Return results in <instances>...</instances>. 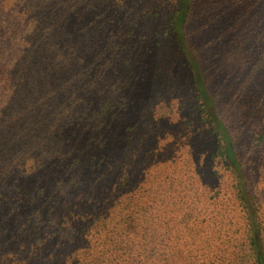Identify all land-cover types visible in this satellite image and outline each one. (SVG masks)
Returning a JSON list of instances; mask_svg holds the SVG:
<instances>
[{"label": "rangeland", "instance_id": "374dc122", "mask_svg": "<svg viewBox=\"0 0 264 264\" xmlns=\"http://www.w3.org/2000/svg\"><path fill=\"white\" fill-rule=\"evenodd\" d=\"M3 3L0 26L12 32L66 30L57 63L72 89L56 111L61 123L42 137L53 144L43 162L2 187L0 264L25 242L61 236L65 245L69 231L55 220L81 216L84 205L111 224L80 264H107L118 245L144 249L145 264H264V0H188L187 10L179 0ZM197 74L232 134L244 192L217 155ZM47 249L32 264H49ZM130 255L117 258L132 264Z\"/></svg>", "mask_w": 264, "mask_h": 264}, {"label": "trees", "instance_id": "16d2710c", "mask_svg": "<svg viewBox=\"0 0 264 264\" xmlns=\"http://www.w3.org/2000/svg\"><path fill=\"white\" fill-rule=\"evenodd\" d=\"M179 1L180 10H187L188 0ZM4 5L7 3L0 6ZM176 15L177 12L174 14V18L178 19L177 25L181 26ZM59 28L58 26H27L18 32H12L10 26H0V192L3 186L8 187L10 176L24 168L29 170L33 166L35 168L38 163L43 162V154L52 148L53 144L49 140H43L42 137L53 126L56 128L55 124L61 123V120H56L60 117L56 111L62 100L65 99L63 103L65 107L70 103L69 92L72 88L67 85L69 70H66L62 63H57L68 39L64 35L66 30ZM178 39L180 46L185 49V40L180 35ZM197 77L198 98L203 102V113L211 125V133L217 139V155L224 161L226 170L234 177L236 189L241 187L244 192L243 188L246 189L247 186L244 179L245 171L235 151L232 134L219 115L216 98L207 93L206 86L201 83L198 74ZM79 91L81 90L79 89L77 93ZM24 199L25 202L29 201L27 196ZM131 207L130 202L126 203L122 212L128 221V232L135 231L137 226ZM15 209L19 215L23 213L18 210L19 207L12 208ZM82 209L81 216L76 213L74 216L55 220V224L61 222V225L66 226V230L69 231L62 234L68 238L65 245L61 241L63 240L61 236L60 239L51 236L49 244L42 243L40 246L37 245L40 240L36 241L34 246H28L25 242L19 249L7 251L2 258L3 264H32L36 261L32 256L41 252L42 247L48 248L45 257L49 264H80L81 256L85 257L89 254L90 249L100 241L97 237L102 232V234L108 232V226L111 224L106 222L108 216L106 218L99 216L101 208L95 211L84 205ZM121 217L124 219L123 216ZM33 225L30 222L24 233L32 229ZM247 242V249L252 257L254 249L257 250L252 232ZM55 245L62 247L61 252H55L53 247ZM70 248L73 252L68 255ZM134 248L135 246L132 249H124L121 245L113 247L115 254L109 256L107 264H121L125 261L120 263L117 257L131 256L130 254L133 253L137 257L136 260L133 259L132 264H145L141 260L138 261L145 250L139 252ZM134 255L128 258H133Z\"/></svg>", "mask_w": 264, "mask_h": 264}]
</instances>
